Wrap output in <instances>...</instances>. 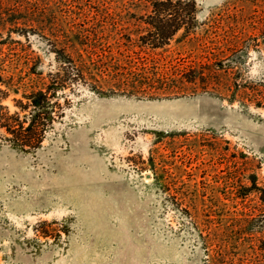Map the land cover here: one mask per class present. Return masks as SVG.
Wrapping results in <instances>:
<instances>
[{
    "label": "rangeland",
    "instance_id": "obj_1",
    "mask_svg": "<svg viewBox=\"0 0 264 264\" xmlns=\"http://www.w3.org/2000/svg\"><path fill=\"white\" fill-rule=\"evenodd\" d=\"M158 1L21 11L0 0V17L29 19L0 18L10 112L59 68L67 28H101L104 49L119 42L170 70L217 61L210 83L244 87L150 98L81 83L58 92L65 114L39 148L0 130V264H206L200 233L226 238L240 264H264V0H196L191 33L152 47L143 36Z\"/></svg>",
    "mask_w": 264,
    "mask_h": 264
},
{
    "label": "trees",
    "instance_id": "obj_2",
    "mask_svg": "<svg viewBox=\"0 0 264 264\" xmlns=\"http://www.w3.org/2000/svg\"><path fill=\"white\" fill-rule=\"evenodd\" d=\"M35 1L41 0H4L2 3L9 7L17 5L23 11L27 5ZM154 7L155 11H159V15H150L152 18V21H148L150 27L147 29V36H143L148 40L146 44L152 47L167 44L182 28L185 36L191 33L196 20V0H160ZM4 14L5 16L0 18L13 25L20 20H29L21 16L10 17L6 11ZM173 17L178 20L172 21ZM103 34V29H95L94 26L83 30L67 28L65 44L70 51H66L67 47L56 51L59 54L60 66L55 72L49 73L46 86L36 91L23 92L22 98L17 99L19 111L10 112L0 99V130L8 134L6 140L26 150L39 148L48 129L65 114V108L58 100V92L67 88L74 91L76 85L79 87L81 83H92V90L97 92H102L101 88L105 86L113 92L150 98L209 89L223 91L225 94L242 91L243 83L234 85L210 83L216 72L217 61L170 70L165 63L139 56L130 47L119 42H115V47L109 46L104 49L102 42L98 40L100 38L104 40ZM142 52L146 54L144 49ZM4 78L0 68V84H6L3 83ZM1 92L4 93V90ZM66 102L69 103L68 100ZM255 102L257 106H262L261 101ZM251 189L248 187L247 190L250 192ZM261 192L260 199L264 204V190ZM200 237L204 240L206 264H240L226 238L217 239L216 236L211 237L210 233L207 235L200 233ZM261 249L264 251V238L261 241Z\"/></svg>",
    "mask_w": 264,
    "mask_h": 264
}]
</instances>
